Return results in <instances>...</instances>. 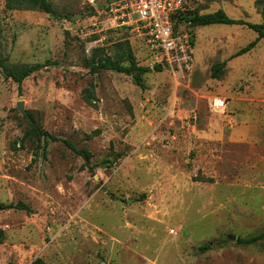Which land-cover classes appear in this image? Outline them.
<instances>
[{"label":"rangeland","instance_id":"374dc122","mask_svg":"<svg viewBox=\"0 0 264 264\" xmlns=\"http://www.w3.org/2000/svg\"><path fill=\"white\" fill-rule=\"evenodd\" d=\"M50 1L55 14L0 0V56L51 62L21 85L0 68V264H264V239L236 240L264 230V37L230 59L255 30L193 27L194 69L177 82L146 64L142 38L108 20L114 0ZM219 8L262 21L259 0H200L197 9ZM122 39L151 68L142 85L132 74L91 70L92 57H123ZM214 96L227 98L224 111L210 110ZM35 124L88 149V162Z\"/></svg>","mask_w":264,"mask_h":264},{"label":"built area","instance_id":"2783aa9c","mask_svg":"<svg viewBox=\"0 0 264 264\" xmlns=\"http://www.w3.org/2000/svg\"><path fill=\"white\" fill-rule=\"evenodd\" d=\"M195 0H114L105 6L108 20L116 27L142 38L148 53L146 64L167 68L175 80H189L193 66V27L189 17ZM212 112L223 111L226 100L211 97ZM190 118L193 122L190 125ZM197 120L191 111L188 127Z\"/></svg>","mask_w":264,"mask_h":264},{"label":"trees","instance_id":"16d2710c","mask_svg":"<svg viewBox=\"0 0 264 264\" xmlns=\"http://www.w3.org/2000/svg\"><path fill=\"white\" fill-rule=\"evenodd\" d=\"M259 4L261 6V14H262V21L259 23L247 21L243 18H233L229 16L224 9L220 8L213 12H207V13H199L198 9H194L191 11V15L189 17L185 15H181L179 19L191 21L192 27L195 26H205L210 24H241L244 26H247L257 32V37L248 43L246 46L240 48L236 53L232 55V57L242 55L244 53H247L251 51L258 41L264 37V0H259ZM6 6L10 9H37L43 12L47 13H56V10L53 6V3L50 0H6ZM122 45H125L127 50L124 51L123 57L120 55L117 56L118 59H112L109 56L108 57H99L97 61L94 60L92 57L91 59V70L95 73L100 69H110V70H116L119 72H125L127 74H132L135 81L142 85V75L146 72L150 71L151 68L148 65H140L139 61L136 60V57L132 51V44L127 39H122L119 41ZM123 60H126L129 62V65L126 66L122 64L121 62ZM51 62L49 60L45 62H35V63H28V64H11L8 62V59L6 57L0 56V68L5 73V76L8 78H12L15 82H17L19 85L23 82V80L31 75L33 72L40 70L48 65H50ZM225 61L222 62H216L212 65V77L219 78L221 74L225 70ZM153 68L155 70H160L161 68H164L161 65H154ZM84 95L85 98L88 101L94 100L95 93L92 88L86 87L84 89ZM30 116H32L31 113H29ZM31 130L35 132L36 134L43 135L45 137L50 138L52 141L60 140L64 142L69 148H71L75 153L82 155L86 162L91 157V153L86 148H78L74 142H72L69 139H64L61 137H58L47 130L42 129L38 124L32 125ZM13 206V205H9ZM17 208L20 209H27L28 207L22 203L19 202L16 205H14ZM6 238V234L3 228L0 227V242H3ZM264 239V230L257 232L255 234H251L248 236H238L237 242L241 244H251L258 242L259 240ZM215 245L214 241L206 242L201 246V249L203 251L211 249ZM30 264H49L46 262L42 257H36Z\"/></svg>","mask_w":264,"mask_h":264},{"label":"crops","instance_id":"0c3cea01","mask_svg":"<svg viewBox=\"0 0 264 264\" xmlns=\"http://www.w3.org/2000/svg\"><path fill=\"white\" fill-rule=\"evenodd\" d=\"M199 2H200V0H195L194 2H193V6H194V8H198V5H199ZM220 9V8H219ZM223 9V8H222ZM216 10H218V9H216ZM216 10H214V11H216ZM225 10V9H224ZM213 12V11H212ZM226 12V11H225ZM227 13V12H226ZM228 14V13H227ZM229 15V14H228ZM230 16V15H229ZM232 17V16H231ZM234 18V17H233ZM206 26V25H205ZM244 26V25H243ZM200 27V26H199ZM257 45V44H256ZM246 46V45H245ZM244 47V46H243ZM242 48V47H241ZM255 48V47H254ZM194 50H195V32H194V28H193V59H195V57H194ZM239 50V49H238ZM237 50V51H238ZM236 51V52H237ZM235 52V53H236ZM245 54V53H244ZM235 57H237V56H235ZM235 57H230V59H232V58H235ZM165 69H167V68H165ZM194 69V63H193V66H192V70ZM168 70V69H167ZM169 71V70H168ZM192 72V71H191ZM189 79H190V77H189ZM223 98V97H222ZM211 99V97L209 98V100ZM225 100H226V107H227V104H228V100H227V98H224ZM226 109V108H225ZM224 109V110H225ZM223 110V111H224Z\"/></svg>","mask_w":264,"mask_h":264},{"label":"water","instance_id":"95a60500","mask_svg":"<svg viewBox=\"0 0 264 264\" xmlns=\"http://www.w3.org/2000/svg\"><path fill=\"white\" fill-rule=\"evenodd\" d=\"M17 107L20 109V111L25 115V117L28 119V120H30L31 119V117H30V114L25 110V108H24V103H23V101H19L18 103H17ZM3 207L2 206H0V209H2Z\"/></svg>","mask_w":264,"mask_h":264}]
</instances>
